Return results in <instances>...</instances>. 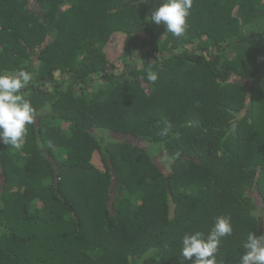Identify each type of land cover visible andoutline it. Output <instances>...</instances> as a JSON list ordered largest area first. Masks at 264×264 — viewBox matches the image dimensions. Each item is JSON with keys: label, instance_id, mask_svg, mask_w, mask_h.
I'll list each match as a JSON object with an SVG mask.
<instances>
[{"label": "trees", "instance_id": "trees-1", "mask_svg": "<svg viewBox=\"0 0 264 264\" xmlns=\"http://www.w3.org/2000/svg\"><path fill=\"white\" fill-rule=\"evenodd\" d=\"M161 2L0 0V72L31 73L35 109L0 144V264H192L182 238L218 216L239 264L264 236V0H193L180 37L146 20Z\"/></svg>", "mask_w": 264, "mask_h": 264}, {"label": "clouds", "instance_id": "clouds-1", "mask_svg": "<svg viewBox=\"0 0 264 264\" xmlns=\"http://www.w3.org/2000/svg\"><path fill=\"white\" fill-rule=\"evenodd\" d=\"M192 3L193 0H162L146 20L157 25L163 23L167 32L180 37L186 31V18L190 15ZM157 79L156 72H148V81L154 83ZM31 80V73L23 69L17 74L0 72V144L16 149L23 144L26 125L33 123L35 116V109L22 93ZM232 231L230 218L218 216L206 238L200 232L186 234L182 238L183 262L191 260L192 264H216L215 253L221 239L231 235ZM243 249L239 264H264V236L249 233Z\"/></svg>", "mask_w": 264, "mask_h": 264}, {"label": "rangeland", "instance_id": "rangeland-1", "mask_svg": "<svg viewBox=\"0 0 264 264\" xmlns=\"http://www.w3.org/2000/svg\"><path fill=\"white\" fill-rule=\"evenodd\" d=\"M124 38L125 36L122 33H114L112 34L109 41L104 47V51L107 54L109 62H110V69L114 71H119L120 69H122L125 63L124 60L121 58L122 50L124 46ZM96 136L103 141H107L108 139L107 133H104V132L99 131L96 133ZM132 142L137 143V144L139 143L141 146L146 147L147 151L151 155H153L154 162L160 165L161 168L163 169L166 168L167 163L166 161H164V157L160 156L159 154H153L154 148L151 145H149L148 143H143L138 140H132ZM93 161L97 165L100 164L97 153L93 155Z\"/></svg>", "mask_w": 264, "mask_h": 264}]
</instances>
